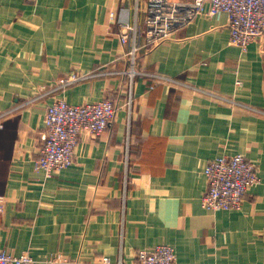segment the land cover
<instances>
[{
	"label": "crops",
	"instance_id": "crops-1",
	"mask_svg": "<svg viewBox=\"0 0 264 264\" xmlns=\"http://www.w3.org/2000/svg\"><path fill=\"white\" fill-rule=\"evenodd\" d=\"M166 1L151 14L147 0H0V252L136 264L138 249L168 244L178 264H264V33L244 51L230 42L227 13ZM135 46L138 70L180 82L139 75L131 109L125 75L61 86L73 72L130 67ZM59 96L118 107L47 177L35 160ZM240 152L260 183L240 209L207 210L205 167Z\"/></svg>",
	"mask_w": 264,
	"mask_h": 264
},
{
	"label": "built area",
	"instance_id": "built-area-1",
	"mask_svg": "<svg viewBox=\"0 0 264 264\" xmlns=\"http://www.w3.org/2000/svg\"><path fill=\"white\" fill-rule=\"evenodd\" d=\"M209 9L205 10V3ZM169 1L147 0L148 13H160L167 7ZM177 3V2H176ZM198 13L216 16L227 13L229 16L230 42L247 50L249 45L258 40L264 33V0H196L189 3ZM122 41H127V33H122ZM137 47L128 55L131 66L125 69L95 71L92 73L73 72L62 80L61 86L86 80L103 74H121L128 76V99L125 105L131 109L133 103V85L139 75L154 77L159 82H176L178 79L158 73L140 71L135 67ZM123 60L122 58L117 61ZM238 86L242 81L237 82ZM154 86L151 85L150 88ZM117 103L104 97L96 101L72 104L64 97H56L48 105L45 114V129L41 135L42 145L35 168L43 171L47 177H52L75 162L76 149L84 132L92 136L104 133L112 123ZM3 114L0 115V117ZM2 127L3 124H0ZM208 177V190L202 198V206L209 211L220 209H240L249 190L259 184L261 177L259 166L248 159L244 153L222 155L212 160L205 167ZM3 204L0 201V210ZM59 257L53 258L56 263ZM34 258L29 254L14 255L6 251L0 252V264H33ZM105 264L110 263L109 257H104ZM116 264H124L119 261ZM136 264H178L175 249L168 244H158L151 248H141L136 252Z\"/></svg>",
	"mask_w": 264,
	"mask_h": 264
}]
</instances>
